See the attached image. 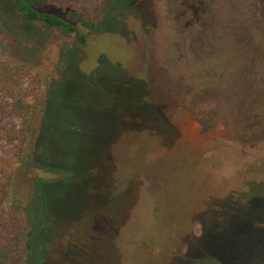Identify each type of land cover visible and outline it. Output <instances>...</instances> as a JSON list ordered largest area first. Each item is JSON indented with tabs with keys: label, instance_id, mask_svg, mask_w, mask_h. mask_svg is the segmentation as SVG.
Returning a JSON list of instances; mask_svg holds the SVG:
<instances>
[{
	"label": "rangeland",
	"instance_id": "obj_1",
	"mask_svg": "<svg viewBox=\"0 0 264 264\" xmlns=\"http://www.w3.org/2000/svg\"><path fill=\"white\" fill-rule=\"evenodd\" d=\"M116 2L83 48L31 23L0 38L42 94L55 80L39 167L10 189L34 190L27 264H264V0Z\"/></svg>",
	"mask_w": 264,
	"mask_h": 264
},
{
	"label": "trees",
	"instance_id": "obj_2",
	"mask_svg": "<svg viewBox=\"0 0 264 264\" xmlns=\"http://www.w3.org/2000/svg\"><path fill=\"white\" fill-rule=\"evenodd\" d=\"M99 1L61 0L58 14L37 8L28 0H0V38L4 33L10 36L14 28L20 29L23 23H31L73 35L74 45L68 50L83 48L89 38L87 26L100 23L104 16L110 14L111 9L112 12L116 11L117 0H109L106 3L108 7H100L97 16L90 19L86 13L94 10ZM127 1L132 5L133 0ZM121 10L124 12L125 7H121ZM31 51L19 45L13 51V56L26 58ZM24 64L20 61L11 64L0 58V147L16 146L20 150L16 161L0 158V264H27L35 222L33 215L29 216L25 210L34 190L24 195H12L10 189L18 175L17 171L39 167L36 160L29 158L30 149L42 147L45 140L50 138L45 125L48 101L55 80L46 82L47 88L42 94V75L26 72ZM37 151L45 162V158L48 159L46 148H38ZM9 170L12 172L7 173ZM36 180L31 179L34 183ZM201 258H211V264H221L216 256Z\"/></svg>",
	"mask_w": 264,
	"mask_h": 264
}]
</instances>
